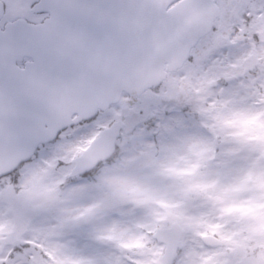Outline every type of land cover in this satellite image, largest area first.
<instances>
[{
    "label": "snow or ice",
    "instance_id": "6c2138e0",
    "mask_svg": "<svg viewBox=\"0 0 264 264\" xmlns=\"http://www.w3.org/2000/svg\"><path fill=\"white\" fill-rule=\"evenodd\" d=\"M0 264H264V0H0Z\"/></svg>",
    "mask_w": 264,
    "mask_h": 264
}]
</instances>
